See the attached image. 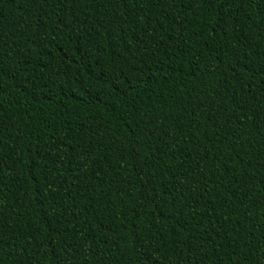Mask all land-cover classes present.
Here are the masks:
<instances>
[{"label":"trees","instance_id":"obj_1","mask_svg":"<svg viewBox=\"0 0 264 264\" xmlns=\"http://www.w3.org/2000/svg\"><path fill=\"white\" fill-rule=\"evenodd\" d=\"M0 264H264V0H0Z\"/></svg>","mask_w":264,"mask_h":264}]
</instances>
